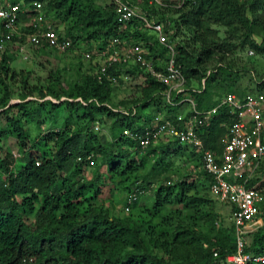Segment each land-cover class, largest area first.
Instances as JSON below:
<instances>
[{"label": "trees", "instance_id": "16d2710c", "mask_svg": "<svg viewBox=\"0 0 264 264\" xmlns=\"http://www.w3.org/2000/svg\"><path fill=\"white\" fill-rule=\"evenodd\" d=\"M11 1L22 6L41 2L56 28L63 27L60 34L70 40L71 49L92 48L91 43L101 49L115 36L142 41L156 70L163 68L168 47L143 27L141 16L161 23L177 51L187 93L200 111L212 108L227 93L243 97L252 92L233 88L246 71L235 66L233 54L252 50L253 55H264V0H160L161 4L142 0L146 7L122 30H118L111 0ZM127 1L132 6L137 3ZM4 31L0 24V36ZM47 48L42 44L33 51L39 54ZM16 57L9 49L0 52V264L223 263L235 248L234 229L217 211L219 202L208 195L211 177L204 170L201 184L184 176L150 190L152 200L143 215L162 216L164 223L175 221L174 230L158 232L143 220L120 216L104 205L108 193L109 199L114 197L107 184L109 176L100 180V157L108 172L121 176L150 164L141 177L144 182L134 177L131 183L138 194L126 213L153 182L148 175L158 178L169 171L171 156L188 154L202 164L201 152L177 141H151L142 148L122 133L127 127L144 133L146 127L155 126L154 114L174 118L187 101L171 106L164 99L163 84L148 75L145 83L134 89L133 97L117 107L111 103L113 88L108 79L103 76L99 80L91 72L95 65L89 63L84 68L80 60L76 64L78 78L65 79V69L56 65L29 86L31 73L16 70ZM209 64L213 66L209 68ZM192 82L199 88H190ZM17 84L18 89L14 88ZM263 87L264 82L257 81L254 92H264ZM15 94L21 101L9 104ZM234 120L229 108L220 107L210 123L197 130L204 146L220 153ZM96 124L98 131L93 129ZM132 185L123 205L128 204ZM190 223L198 226V231L191 230ZM200 242L207 245L197 249L202 255L193 259L168 261L157 253L168 254L173 244L200 247ZM263 249L264 224L249 236L246 251L258 254Z\"/></svg>", "mask_w": 264, "mask_h": 264}, {"label": "built area", "instance_id": "2783aa9c", "mask_svg": "<svg viewBox=\"0 0 264 264\" xmlns=\"http://www.w3.org/2000/svg\"><path fill=\"white\" fill-rule=\"evenodd\" d=\"M154 1L161 4L160 0ZM111 2L118 30H122L138 13L127 0ZM148 2L151 4L153 1ZM141 18L143 27L152 30L158 41L166 43L168 47V56L161 70H156L153 61L148 59V47L144 42H134L130 36L112 37L101 49L95 43H91L92 48L88 49L78 47L83 51L79 55L80 61L85 64L84 68L89 63L95 65L91 72L99 80L103 76L108 79L113 88L111 98L116 96L115 92L118 95L119 91L125 90L134 95V89L143 85L149 75L163 84L162 93L168 104L177 106L183 101L188 102L185 109L178 111L174 118L160 112L154 114L155 126L146 127L144 133L132 131L128 127L122 133L138 141L142 148L151 141H177L192 147L195 152H201L202 168L211 177L209 192L219 203L229 208L228 219L234 229L235 248L226 254L222 264H264V249L258 254L246 251L249 235L257 228L254 226L255 221L263 212V188L259 181L251 185L249 182L261 168L264 159V92H247L243 97L227 93L212 108L198 110L187 93L186 79L176 61L177 51L169 43L162 24L151 22L144 16ZM0 24L5 29L0 36V52L15 47L19 53H26V49H35L42 44L59 53L72 50L70 40L60 34L63 27L58 28L60 31L56 28L55 21L45 15L39 1L22 6L20 2L0 0ZM248 53L254 54L252 50ZM86 60H89L88 64ZM189 87L198 89L199 85L192 82ZM224 106L235 115V120L223 139L221 152L216 153L204 146L197 130L208 125L218 109ZM93 129L98 131V125H94ZM134 196H130L128 203L132 202ZM128 209L129 206H126L125 210ZM214 256H217V252H214Z\"/></svg>", "mask_w": 264, "mask_h": 264}, {"label": "rangeland", "instance_id": "374dc122", "mask_svg": "<svg viewBox=\"0 0 264 264\" xmlns=\"http://www.w3.org/2000/svg\"><path fill=\"white\" fill-rule=\"evenodd\" d=\"M107 0H96V2L103 3ZM136 6V11L139 13L142 10V7H146V5H143L142 0H137V3L135 4ZM220 34H223L224 29L221 27L220 29ZM11 52L17 55L16 60L13 62V65L16 67L17 71H30V80H29V86H32L36 83H38V76L41 78L45 77L48 69L54 68L56 65L60 69H65L62 70L63 77L65 79H75L78 78L79 76V71L77 70L76 64L81 60V57H79L81 50H79L76 47H73L72 50L67 51L65 53H59L56 52L53 49L47 48L45 52H39V54L34 53L33 47L26 49V53H19L18 50L15 47L9 48ZM83 52V51H82ZM81 52V53H82ZM24 55H27L26 58H24ZM233 57L231 58L234 61L235 66L240 67V68H245L246 71H244L243 76L240 77L239 82H236L233 85V88L238 89L239 87L243 89L244 91H252L254 92L257 90V81L259 82H264V55H251L247 52H242L241 54L235 53L232 55ZM89 60H86V63L88 64ZM96 60H93L95 62ZM85 64L83 63V67ZM213 65L209 64L208 67L211 68ZM63 67V68H62ZM19 78H16L15 82L18 81ZM16 84V83H14ZM43 84H46L45 81H43ZM20 87V84L15 85L14 88L18 89ZM264 90V87L263 89ZM119 91V90H118ZM130 92V90H128ZM111 98V103L115 104L117 107L123 106L121 101L124 100H129V98L133 97L131 93H126V90L123 92L119 91V94L117 95L116 92ZM220 95V94H217ZM216 96V95H214ZM30 97H27L26 99H29ZM34 98V96L32 97ZM125 98V99H123ZM123 99V100H121ZM21 101V99L15 94L9 104L11 103H16ZM119 105V106H118ZM61 113L58 114L59 117H61ZM1 126V124H0ZM151 158V157H150ZM148 159L150 162L153 161L152 158ZM170 160L172 161V166L169 168L168 172H165L161 175L158 176V178H154L152 175H148V177H153V187L158 186L160 183H166L168 179H171V181L180 179L184 176H188L191 178H194L196 182L198 183H203L204 182V176H203V168L201 163L199 162L198 159H192V157H189L188 154H183L182 156L176 155V156H171ZM149 162V163H150ZM263 163V164H262ZM261 163V168L256 171V173L253 176V179L255 181H259L261 184V187L263 188L262 192V202H261V209H262V214L258 217V219L255 221L254 226H261L264 224V159ZM98 167H99V175H100V180L104 179L105 175L109 176V179L107 180V184L111 185V196H113V200L109 199V193L108 196L106 197L107 199H104L105 201V206L109 209H111L113 212H116L120 216H126L128 218L137 220L140 222L141 220L144 221V223L150 225L153 227L155 230L158 232L164 231L165 229L169 230H174L175 227V221L174 223L171 221L170 223H164L162 220V216H153V217H145L144 212L145 208L150 205L151 203V192L148 193L146 191L144 196H142L141 200L132 208V210L128 213L124 212L122 210L123 206V201L127 193L130 191L129 186L132 185L133 181L135 180L134 177L139 178V183L140 180H142V176L144 175L145 172L149 170L150 164H147L146 167L135 170L133 172H125L123 176L119 174V172L116 171H107L106 170V165L103 162V158L100 157L98 160ZM127 173V174H126ZM152 179V178H151ZM144 182V180H142ZM133 187V185H132ZM135 189V187H133ZM208 192V190H207ZM208 195L210 196L209 192ZM211 197V196H210ZM101 201V200H100ZM100 201H94L96 204H99ZM219 209L217 208V211L221 213L222 215H225L227 217L228 215V207H226L223 204L219 203ZM110 210V211H111ZM144 214V215H143ZM148 216V215H147ZM187 221V220H186ZM253 225V224H252ZM190 229L193 230L194 232L198 231V226H191L190 223ZM202 231V233H201ZM199 232L203 235H205V229H201ZM202 237V236H201ZM170 241V240H168ZM200 247L198 245L189 246V245H180L178 246L176 244H173L172 247H170V252L168 254H163L162 251H158L157 253L159 255H162L165 259L168 261H174L177 259H183V258H188V259H193L197 257L198 255H202V252L197 253V249H202L205 248L207 243L205 242H200ZM199 248H198V247ZM156 252V249L153 250Z\"/></svg>", "mask_w": 264, "mask_h": 264}, {"label": "clouds", "instance_id": "9594fccd", "mask_svg": "<svg viewBox=\"0 0 264 264\" xmlns=\"http://www.w3.org/2000/svg\"><path fill=\"white\" fill-rule=\"evenodd\" d=\"M130 5H131V4H130ZM131 6H132V5H131ZM132 7H133V8L135 9V11H136V9H137L136 6H132ZM136 13H138V12L136 11ZM9 52H10V51H9ZM11 53H13V52H11ZM121 100H122V99H121ZM153 184H154L153 182L150 183L145 191H141V190H140V191H141V192H144V193H145L146 191H148V193H150V190L155 188V187L152 186ZM137 190H138L137 188L133 189V190L130 192V196H134V195L136 196V194H138V191H137ZM209 193H210V192H209ZM210 195L213 197V195H212L211 193H210ZM135 196H134V197H135ZM213 198H214V197H213ZM134 199H135V198H134ZM134 199H133V200H134ZM214 199H215V198H214ZM133 200H132V201H133ZM215 200H216V199H215ZM216 201H217V200H216ZM129 204H130V203H128V204L122 206L124 212H127V211L129 210V209H128V210H125V207H126V206H129ZM220 204H222V203H220ZM225 206H226V205H225ZM226 207H227V206H226ZM228 210H229V208H228ZM229 213H230V212H228V215H227V220H228V221H229V219H228V217H229ZM229 223H230V225H231V222H230V221H229ZM252 233H253V232H252ZM252 233H251V234H252ZM251 234H250V235H251ZM250 235H249V236H250ZM221 264H222V263H221Z\"/></svg>", "mask_w": 264, "mask_h": 264}]
</instances>
